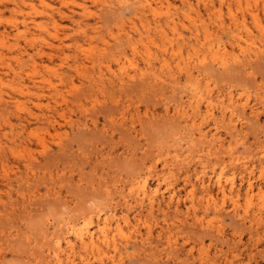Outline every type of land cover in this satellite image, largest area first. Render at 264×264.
<instances>
[{
	"label": "rangeland",
	"instance_id": "obj_1",
	"mask_svg": "<svg viewBox=\"0 0 264 264\" xmlns=\"http://www.w3.org/2000/svg\"><path fill=\"white\" fill-rule=\"evenodd\" d=\"M44 1L53 6L55 22L46 17V11L30 12L36 21L44 22L42 28L31 27L32 31L17 37L13 25L16 23L20 29L23 28L20 18L29 8L23 7L24 10L20 11L15 6V0H0V60L5 61L4 64L0 62V72L7 83L0 92L3 97L14 95L25 107L19 113L21 120L13 112V107L7 114L0 113L1 139L5 140L11 133L18 131L20 124L27 125L23 136L18 139H23L26 144L23 142L15 146V153H0V264H35L34 258L39 253H46L48 247L44 233L52 230L55 223H62L68 217H79L83 212L98 210L102 215L109 207L115 208L117 215L127 212L132 222L140 214L138 231H130L125 227L126 234L116 236L121 247L117 264H264V214L261 219L252 218L259 211V204L264 208V194L261 197L256 194L257 186L264 190V52L249 60L239 55V61H232L230 56L238 54V51L237 48L231 50L232 42L227 29L230 18L227 14L228 1L223 4L222 10L224 29L218 28L208 17L202 2L197 0H165L160 8L167 7V11L158 8V11L164 12H158L159 16L156 14L155 17L147 12L148 25L154 27L155 22L165 25V16L170 11L177 21L180 20L177 22V30L181 35L175 37L168 31L169 41H162L158 33H151L156 43L149 44L146 54L142 50L136 54L134 60L137 66L130 69V75H134V78L127 76L121 85L113 78L111 82L107 73L102 82L97 80V64L106 71L108 60L105 59L108 58L106 52L100 54L99 50L103 45L102 37L108 39V43H114L110 33L115 34L119 19L129 29V21L133 18L136 30L145 36V28L142 29L145 21L140 20V14H134V6L129 4L109 8L101 4V0ZM166 1H169V6L165 4ZM251 1L247 0L250 7L245 4L246 0H242V4L236 7L235 2L229 0L232 8L236 7V14L246 13V24L252 32L253 40L258 43L262 35L258 34L247 12L248 8H258L261 25H264V11L261 9L263 0ZM34 2L38 9L47 7L39 0ZM78 2L86 4L95 15L91 12L80 17L77 13V22L58 15V7L63 10H80ZM188 2L191 3L190 8ZM252 4H255L254 7ZM187 11L192 21L185 16ZM201 21L213 31V39L224 44L228 53L232 54H226L228 62L225 68L208 56L202 65L199 63L192 68L194 75L198 73L196 69L201 70L198 76L200 84L209 90L212 97L218 94L222 97L228 90L247 97L243 115H220L218 108L215 109V115L210 116L176 115L173 112L178 102L187 99L189 81L181 68L183 64L179 66L177 57L171 54V45L181 46L182 58L187 55L194 58L196 54L192 53L191 46L198 47V44L190 37L189 30L201 26ZM77 23L81 27L87 23L86 33L95 35L93 39H82L83 35L75 32ZM3 31L9 35H2ZM132 31L137 37L138 32ZM31 37H36L33 44L26 42ZM76 38L82 44V49L76 46ZM35 45L44 54L35 55L39 64L33 71L34 76H25L22 80L10 68L18 67L15 56L19 47L33 53ZM198 55H201V51ZM93 56L94 59H101V64L96 60V66L92 67ZM24 58L22 66L27 70L29 62ZM164 58L168 62L163 67ZM80 60L83 61L80 63ZM109 63L113 69L116 68L114 62ZM73 65L81 66L78 68L83 70L82 73H78ZM146 66H151V69ZM176 66H179V72ZM151 72L156 77L150 75ZM142 73L144 78L138 75ZM93 82H96L95 86ZM19 87L25 93L20 92ZM252 109L257 112L256 116L252 115ZM46 115L54 116L56 121H48ZM229 116L232 120L228 119ZM82 123H86L85 126ZM200 131H215L223 145H210V136L205 138L200 135L198 138ZM4 132L7 134L3 135ZM229 145L231 153H228ZM30 160L31 166L27 165ZM201 162L206 163L204 178L211 179L209 186L219 202H222V195L214 179L218 174L223 180L229 176L234 178V191L230 194L232 197L226 196L223 199L220 215L215 212L212 204L207 206L206 199L201 197L202 189L196 174L202 170ZM169 165L173 170L168 168ZM136 174L148 176L147 181L151 187L158 185V201L163 210L157 206L152 215L147 216L146 203L133 204L125 210L120 196L122 190L126 192ZM248 178L254 185L249 203L244 194ZM192 182L195 186L191 195L189 189ZM238 188L240 193L236 194ZM173 192L179 198L176 212L173 205L168 209L165 207V201ZM235 198L237 203L233 201ZM145 219L152 224V234L143 247L139 234L146 236ZM167 239H171V246H168ZM77 264L82 263L77 260Z\"/></svg>",
	"mask_w": 264,
	"mask_h": 264
},
{
	"label": "bare ground",
	"instance_id": "obj_2",
	"mask_svg": "<svg viewBox=\"0 0 264 264\" xmlns=\"http://www.w3.org/2000/svg\"><path fill=\"white\" fill-rule=\"evenodd\" d=\"M60 1H63V0H60ZM95 1H99V0H95ZM164 1L165 0H101L100 1L101 4H103L104 6L109 7V8H112V7H115V6L116 7H122V6H127L129 4L133 5L134 6V10H135L134 14L137 15V16H138V14H140L138 17L140 18V20H144L145 21V22H143V21H141V22L146 23V24L143 25V23H142V29H143V27L145 28V32H144L145 36H142V32H140V31L138 32V30H136L135 21L133 20V18L129 21V23L131 25V26L129 25V27H130L129 29L130 30L126 29V27L124 25L125 23H123V20L119 19V21L117 22V30H116L115 34H113V32H112V34L110 33L111 37L109 36L110 38H113V40H114L113 44L108 43V39H105L104 37H102V38L100 37L101 40H102V44L103 45L100 48L99 52H100V54H102L105 51L106 54H107V57H108V58H105V59H108V60H106L107 63L105 64V70L106 71H103L101 66H99L97 64V62H96V60L99 62L101 59H99V58L94 59V56L91 58V60L93 61L92 62V67L96 66V64H97V69H98L97 72L98 73L97 72L96 73H97V80L99 82L103 81V78L106 75V73L109 74L110 80L113 78L114 80H117L120 85L124 82V79L127 76L131 78L132 75H130V69L131 68H135L137 66V63L134 60L136 54H138L140 52V50H142V52L144 51L145 54H146V52L149 51V44L150 43L154 44V42H155V40L153 42V38H152L153 36H152L151 33H153V34L158 33L159 38L162 41H164L166 39H167V41H169L168 39L170 38V36L168 35V31H171V33L173 35H175V37H178L179 35H181V34H179L180 32H178V30H177V22L180 21V20L177 21L176 18H175L176 16L175 17L172 16L170 14V11L168 12L169 15L167 14L165 16V20H164V23H163L165 25H162V24L156 23V22L154 24V27H150L148 25L149 21H148L146 13L147 12L151 13L153 15V17H155L154 15L158 14V12L160 14L163 13L164 11L163 12L162 11H158L159 10L158 8L161 7L160 4H163ZM183 1L186 2L185 0H183ZM197 1H201L202 2V4L204 5V7L206 9L208 17L211 18L216 23L218 28H220V29L226 28L225 27V22H224V20L222 18V10H223V4L226 1H228V3H226L227 4V14L230 16V18H229V25H228L227 29L229 30L228 34H229V38H230V40L232 42L231 43V45H232L231 50H235V48H237V51H238V54H234L233 53V55L230 56V58L232 59V61H234V63L236 61L240 60V59H238L239 55H242L245 58V60L246 59L249 60L253 56H259L258 54L264 52V25H261V21L259 19V14H258V8H255V9H249L248 8V12H247L248 15L250 16V18L253 20L254 25L257 27L258 34L262 35V37L259 40V42L256 43L255 40H253V38H252L251 30L249 29V27L246 24V22H247L246 21V16H247L246 13H244V12L241 13V11H240L241 14L238 15L234 11V9L236 7H239L242 4V0H233L235 2V5H236V7L234 6L235 7L234 9L232 8V6H231L232 3H230L229 0H218L217 4H216L215 0H197ZM39 2H41L42 5H46L47 7L43 6L42 8L38 9L36 7V5H35L34 0H15V6L18 7L20 9V11L24 10L23 7L29 8V10L27 12H23L22 11L24 14H22V17L20 19H21V23L23 25V28L20 29L19 26L16 23H14V25H13L15 27V30H17V31H15L17 37L19 35H24L25 36V33L27 31H29V30L32 31L31 27H35V28H39V29L42 28L44 22L42 20H41V22H39L38 20L36 21V19L33 18V16L30 15V12L31 13L32 12H34V13L35 12H39L40 13V12H45L46 11V17H48L49 20H52L53 22H55L54 14H53V11H52L53 10V6L51 7L50 4L48 5V2H45L44 0H39ZM44 2L47 3V4H44ZM100 2H98V5H99ZM168 2L166 1L165 4H167ZM247 3H249V2H247V0H246L245 4L247 5ZM154 4L155 5L159 4V6L156 7ZM190 4L191 3L188 2V7L190 6ZM78 5L80 6V10H77L75 8H70L68 10L67 9L63 10L60 7H58L57 8V13H58V15L60 14L59 16H61V17H68V19L69 20L71 19L73 22H77L78 21V18H76L77 13H78V15L80 17H82L84 15H87V14H90L91 12H92L91 14L94 13V11L92 9H91V11H90V9H88L89 7H87L86 4H84L82 2H78ZM167 5L169 6V3ZM254 5H253V7H254ZM13 6H14V4H13ZM165 6L166 5H164V7ZM247 6L250 7V5H247ZM165 8H167V7H165ZM165 8H163V9L160 8V9L164 10ZM167 9H169V8H167ZM261 9L264 11V0L262 2ZM100 10H102V9H100ZM238 10H239V8H238ZM187 12H185V16H187L188 19H191L189 17L190 16L189 11H187ZM26 13L28 14L27 16H25ZM47 13H48V15H47ZM97 13H99V12H97ZM93 15H95V13ZM158 16H159V14H158ZM183 17H184V15H183ZM15 20H17V19H15ZM192 20L193 19H191V21ZM17 23H20V22H17ZM83 23H84V21H83ZM118 23H119V25H118ZM201 24H202L201 26L195 27V28L189 30L190 31L189 32L190 33V37H192L195 40V42L198 44V47L191 46V49L193 50L192 53L196 54L194 58H191V56H188V55H187V57L182 58V56H181V46L174 47L173 44L171 45L170 52L173 55V57L174 56L177 57L178 60L176 62H177V64L179 66H181L180 64H183L181 66V68L184 69L186 77H187V79L189 81V83H188L189 93L187 94L188 95L187 99L185 101L178 102L174 106L173 112L176 115H208V116H210V115H215V109L218 108L219 111H220V115H231V116L232 115H237V116L238 115H243L245 113V108H246L247 102H248V98L247 97H244V95L242 93H238L236 95L231 90H228L224 94V96H222V97H220L221 94L216 95L217 98L216 97H212V95L210 94L209 90H206V89L202 88V86L200 84L198 76L202 73L201 70L196 69L198 71V73L194 75V72H193L192 68H195V65L199 64V63H200V65H202L206 61L208 56L212 60L217 61V63L220 66L224 67V68H225V66L227 65V62H228V59H226V56H227L226 54L228 53L227 47L224 44H222V43H220L218 41H215L216 39L215 40L213 39L214 38L212 36L213 31L210 30L209 26L204 24L203 21H201ZM47 25H48V23H47ZM86 26H87V23L85 24V27ZM85 27H81V25L79 23H77V28H76L75 32H78V33L80 32L81 35H83L82 39H89V40L93 39V37L95 35H93L92 33H86V28ZM132 30H134V31L136 30L135 31L136 33L138 32L136 34L137 37H135L131 33ZM134 31H132V32H134ZM1 33H2V35H4L5 33H7V31H3ZM121 34H123V37L121 36ZM6 35H9V34H5V36ZM16 35H14V36H16ZM5 36H4V38H5ZM36 37H31V38L27 39L26 42L30 43V44H33V41H34V39ZM41 39H43V38H41ZM60 39H62V37ZM171 41H172V39H170V42ZM35 42H36V40H35ZM74 42H76V44H77L76 46L77 47L81 48L82 44L79 43L77 38H76V40ZM74 42H72V43H74ZM89 44L91 45V43H89ZM165 44H168V43H165ZM37 46L33 48V50H34L33 53H31L30 51L28 52L25 48L19 47L18 52H17V54L15 56V60L18 63V67L10 68V66H9L10 64H8V67L10 69H12L13 74L15 76H17L18 78H21L23 80V77H25V76H27V77L34 76V75H32L33 71H34V69L37 68V66L39 64L38 61L35 58V55L44 54L43 50L40 49ZM161 46L164 47V44H162ZM85 48H86V46H85ZM164 48H166V47H164ZM93 49H95V48H93ZM199 51H201V55H198ZM230 53H228V54L230 55ZM24 54L27 56L26 59L24 58L25 57ZM90 56H91V54H90ZM23 58H24V60H27L29 62V67H28L29 69L27 68V70L24 69L23 66H22L23 65ZM171 58H172V56H171ZM142 59H144V57ZM151 59H154V58H151ZM164 59H162V60H164ZM166 59L162 62V66L163 67L168 62V61H166ZM74 60H75V58H74ZM82 61L80 60V63ZM0 62H1V64L5 63L4 60H0ZM109 62H111V63L114 62L116 64V68L113 69L112 65ZM192 62H195V63H193L194 65L191 64ZM90 63H91V61H90ZM146 63L149 65L148 61ZM175 64H173V65H175ZM27 65H28V63H27ZM41 65H42V63H41ZM86 65L87 64L85 63V66ZM152 65H153V62H152ZM51 66H53V65H51ZM76 66L77 65L74 66L75 70L78 73H82L83 70L79 69V68H81V66L80 67L78 66L79 68L76 67ZM146 67L147 68L149 67V69H151V66H146ZM158 67L161 68V65H159ZM178 67H177V70H178ZM82 68H84V66H82ZM160 68H159V70H160ZM164 69L166 70V68H164ZM177 70H176V72H177ZM84 71H85V69H84ZM179 71L180 70H178V72ZM148 72H149V70H148ZM167 72H168V70H167ZM67 73H69V72H67ZM153 73L154 72H151L150 75L156 77V75L155 74L153 75ZM138 75H141V77H142L143 73L142 74H138ZM145 75H146V73H145ZM158 76H157V78H158ZM166 76H167V74H166ZM106 77H107V75H106ZM147 77H149V76H147ZM64 78H66V77H64ZM132 78H134V75H133ZM143 78H144V75H143ZM159 78H161V77H159ZM59 79L61 81V79H62L61 75H60ZM89 80H91V79H89ZM93 80H94V78H93ZM112 81L113 80H111V82ZM132 81H133V79H132ZM7 82H9V81H7ZM150 82H154V81H150ZM155 82H157V81H155ZM159 82H162V81H159ZM9 83L11 84V82H9ZM33 83H35L34 80H33ZM95 83L93 82L94 86L96 85ZM6 84L7 83H5V79H4L3 74H2V72H0V91L2 90V86L4 87V85H6ZM12 85H13V83H12ZM100 85L102 86V84H100ZM7 86H9V85H7ZM20 87H19V91L25 93V91H23V89L20 88ZM84 88H85V86H84ZM91 88H92V84H91ZM95 90H96V87H95ZM2 92H4V91H2ZM77 96L80 97L79 95H77ZM18 99H16L15 96L11 95V94L7 95V97H3V93L0 92V113L3 112V114H7L10 111V109L13 107V112L16 115H18V119L21 120V118H20L21 115H19V113L21 111L25 110V107L23 106V103L19 101L20 99L19 100ZM79 101L80 100H78V102ZM202 103H204V108L203 109H202ZM166 111H167V108H166ZM28 112L31 113L30 111H28ZM251 112H252L253 116L257 115V112L255 110L252 109ZM30 115H33V113L30 114ZM229 117H228V119L232 120V118L231 117L229 118ZM47 119H48V121H56L55 117L52 116V115H48ZM192 122H193V119H192ZM192 122H190V123H192ZM232 123H234V121L231 122V123L229 122L228 125H230ZM82 124L84 125L86 123H82ZM198 126H196V128ZM26 129H27V125L20 124V129L18 131H16V132L11 133V136L9 138L7 137V138H5V140H2L1 139V135H0V153H2V154H6L7 152L15 153V146H17L18 144H22L23 142L26 144V142L23 139L18 140L19 138H21L23 136V133L26 131ZM199 129H201V128L199 127ZM200 132L201 133L199 134L198 138H200V135L202 137H205V138L210 136L209 137L210 145H214V146H216V145L217 146H222L223 145L222 139H220L219 136H217L215 131H214V133L213 132L208 133L207 131H200ZM6 134H7L6 132L3 133V135H6ZM191 134H194V133L191 132ZM40 139H41V137H40ZM40 139H39V141H40ZM17 140L19 141V143H17ZM207 140H208V138H207ZM176 145H177V142H176ZM207 148H208V146H207ZM231 149L232 148L230 146V148L228 149L229 152H228V150H227V152L231 153L230 152ZM207 151H208V149H207ZM185 157H187V155ZM177 159H178V157L176 158V160ZM172 163H171V166H173ZM185 163H186V160H185ZM30 164H31V160L27 161V165H30ZM201 164H202V166H201L202 170H199V171L196 172V174L198 175L197 176L198 183H199V185H200V187L202 189L201 197L206 199L207 206L212 204L213 208L215 209V212L218 215H220L222 213V210H223V202H224L223 199L226 196H230V194H232V192L234 191V184H235L234 178H233V176L232 177L229 176V178H225L223 180L221 178L220 174H218L216 176V178L214 179V183L216 184V186L218 187L217 189H219V191L221 192V195H222V198H221L222 202H219V200L213 195L212 189L209 186V182H210L211 179H205L204 178V173H205L204 169L206 167V163L205 162L204 163L201 162ZM168 168H170V170L172 169V167H170V165H169ZM153 170H154V168H153ZM170 173H171V171H170ZM3 174L5 176H7V173L3 172ZM147 177L143 176L141 174H136L133 177V179L130 181L126 192H124V190H122V194H121L120 198L122 200V204H123L125 210H128V208H130L133 204L142 205L144 203L147 204V216H151L152 213H153L154 208L157 207V206H158L157 208L159 210H163V208L161 207L160 202L158 201V190H159V187H158V185L155 186V187H151L148 184ZM163 177H165V176L163 175ZM246 180H247V185H246V187L244 189V194H245L247 203H249L252 200V196H253V192H254V185H253V182H252V180L250 178H248ZM194 186H195V183L192 182L191 183V188L189 189V194H191V195L193 194ZM239 193H240V190L238 188L236 190V194H239ZM256 194H258V197H261L264 194V190L262 189L261 186H257ZM230 197H232V196H230ZM110 198H112V197H110ZM110 200H112V199H110ZM233 201H234V203H237L236 198L233 199ZM165 203H166L165 207L167 209L170 208L173 205L174 206V211L175 212L178 211L179 198L176 197L174 192L169 194V196H168L167 200L165 201ZM258 208H259V211L257 213H255V214H253L252 218H256V219L263 218V214H264L263 205L259 204ZM245 211H247V210H245ZM139 216H140V214H139ZM139 216L136 218L135 222H132L130 220L129 214L127 212H123L122 214L117 215L116 209L109 207L108 210L105 211L102 215L97 210V212H95V211L94 212L93 211L83 212L79 217H68V219L66 221H64L62 223L60 222L61 224L60 223L59 224L55 223V225H53V227H52L53 228L52 230L46 231L44 233L43 237L45 238V240H46L45 243L48 244V247L46 248L47 249L46 253H39V255L34 258L35 259V264H77V260H79L82 264H94V261H97V264H108L109 262L113 263V264H117V262L119 260L118 256L119 257L121 256V247H120L119 243L117 242L116 236L117 235L124 236L126 234V231L124 230L125 227L127 229H129L130 231H132V230H137L138 231L137 224H138V221L140 220ZM144 222H145V226H146V230H145L146 236H143L141 233L140 234L138 233L139 236H140V241H141V244L143 245V247H145V243L149 242L148 240L146 241V239L149 238L151 236V234H152V224L149 222L148 219H145ZM217 230L219 231L218 228H217ZM37 237H38V235H37ZM167 238H168V236H167ZM170 241H171V239H170ZM170 241H169V239H167L168 246L172 245V243H170ZM40 242H42V241H40ZM143 250H146V248H143ZM36 255H37V253H36Z\"/></svg>",
	"mask_w": 264,
	"mask_h": 264
}]
</instances>
